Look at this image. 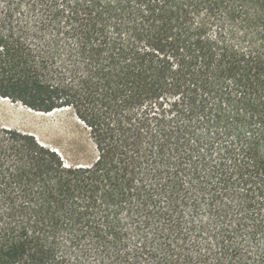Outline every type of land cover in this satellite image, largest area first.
I'll return each instance as SVG.
<instances>
[{
	"label": "trees",
	"instance_id": "obj_1",
	"mask_svg": "<svg viewBox=\"0 0 264 264\" xmlns=\"http://www.w3.org/2000/svg\"><path fill=\"white\" fill-rule=\"evenodd\" d=\"M0 264H264V0H0ZM71 153V154H70Z\"/></svg>",
	"mask_w": 264,
	"mask_h": 264
},
{
	"label": "rangeland",
	"instance_id": "obj_2",
	"mask_svg": "<svg viewBox=\"0 0 264 264\" xmlns=\"http://www.w3.org/2000/svg\"><path fill=\"white\" fill-rule=\"evenodd\" d=\"M0 127L31 133L60 152H73L76 144L86 142V134L76 120L65 111L35 113L19 103L0 98ZM71 154V153H70Z\"/></svg>",
	"mask_w": 264,
	"mask_h": 264
}]
</instances>
